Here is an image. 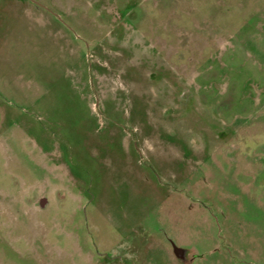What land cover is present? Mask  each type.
<instances>
[{"label":"rangeland","instance_id":"1","mask_svg":"<svg viewBox=\"0 0 264 264\" xmlns=\"http://www.w3.org/2000/svg\"><path fill=\"white\" fill-rule=\"evenodd\" d=\"M37 1L0 0V264H264V0Z\"/></svg>","mask_w":264,"mask_h":264},{"label":"flooded vegetation","instance_id":"2","mask_svg":"<svg viewBox=\"0 0 264 264\" xmlns=\"http://www.w3.org/2000/svg\"><path fill=\"white\" fill-rule=\"evenodd\" d=\"M175 253L181 261H184V262L187 261L188 255L186 254V252L182 248H178L177 252H175Z\"/></svg>","mask_w":264,"mask_h":264},{"label":"water","instance_id":"3","mask_svg":"<svg viewBox=\"0 0 264 264\" xmlns=\"http://www.w3.org/2000/svg\"><path fill=\"white\" fill-rule=\"evenodd\" d=\"M32 1H34V2H36V3H39V4H41L40 2H38L37 0H32ZM57 16H58V14L57 13H55ZM177 250H178V247H175V252H177Z\"/></svg>","mask_w":264,"mask_h":264}]
</instances>
